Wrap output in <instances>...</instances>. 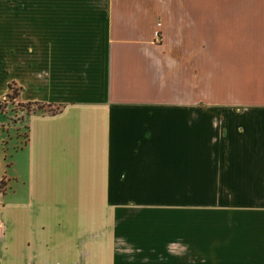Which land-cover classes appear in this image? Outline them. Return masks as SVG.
I'll return each mask as SVG.
<instances>
[{
  "label": "crops",
  "instance_id": "crops-1",
  "mask_svg": "<svg viewBox=\"0 0 264 264\" xmlns=\"http://www.w3.org/2000/svg\"><path fill=\"white\" fill-rule=\"evenodd\" d=\"M11 90L31 184L172 189V213L125 218L103 264H264V0H0ZM30 198L0 204L1 264H66L83 223L56 234Z\"/></svg>",
  "mask_w": 264,
  "mask_h": 264
},
{
  "label": "rangeland",
  "instance_id": "rangeland-1",
  "mask_svg": "<svg viewBox=\"0 0 264 264\" xmlns=\"http://www.w3.org/2000/svg\"><path fill=\"white\" fill-rule=\"evenodd\" d=\"M197 32L198 47L215 43L216 30L198 29ZM9 94L10 97L0 99V181H3L0 185V204L6 205L3 210L6 214L23 213L20 205L27 204L33 195L43 203L42 214L48 219V228L56 234L60 231L62 235H66L63 231L71 232L72 224L83 223L79 228V235L74 238L76 252L66 264H103L111 238L116 237L118 251L125 246V218L133 215L146 217L147 214L149 218L153 215H156L153 218H157L163 213H172L171 188L64 189L56 187L55 182L39 179L31 184L28 152L22 149L26 129L22 121L16 118L19 105L14 100V91L11 90ZM24 110L51 111L41 105H26ZM160 159L149 158L150 177L156 176L152 171L160 172L161 166L156 164ZM164 160L166 164L163 167V177L164 180L171 181V163H167L171 157H165ZM158 176L160 177V173ZM9 204L16 207L7 206ZM88 216L94 217V221L88 220ZM84 218L87 219L82 222ZM118 256H121L120 252Z\"/></svg>",
  "mask_w": 264,
  "mask_h": 264
},
{
  "label": "trees",
  "instance_id": "trees-1",
  "mask_svg": "<svg viewBox=\"0 0 264 264\" xmlns=\"http://www.w3.org/2000/svg\"><path fill=\"white\" fill-rule=\"evenodd\" d=\"M11 88V87H10ZM11 95L10 94H8L6 97H10ZM3 183V181L1 180L0 181V185Z\"/></svg>",
  "mask_w": 264,
  "mask_h": 264
}]
</instances>
